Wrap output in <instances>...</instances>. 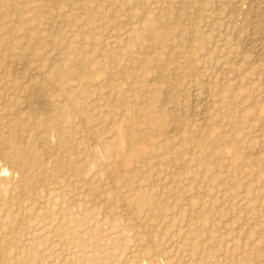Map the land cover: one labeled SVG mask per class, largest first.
Here are the masks:
<instances>
[{"label":"rangeland","instance_id":"obj_1","mask_svg":"<svg viewBox=\"0 0 264 264\" xmlns=\"http://www.w3.org/2000/svg\"><path fill=\"white\" fill-rule=\"evenodd\" d=\"M0 95V264H264V0H0Z\"/></svg>","mask_w":264,"mask_h":264},{"label":"bare ground","instance_id":"obj_2","mask_svg":"<svg viewBox=\"0 0 264 264\" xmlns=\"http://www.w3.org/2000/svg\"><path fill=\"white\" fill-rule=\"evenodd\" d=\"M17 66H19V65H17ZM17 66H16V68H17ZM21 69H19V70H21ZM19 72H21V71H19ZM5 86L6 87H4L2 90H4L6 88V90H4V91L9 92L11 87H9L7 85H5ZM23 89H25V88L22 87V90ZM25 90H28V89H25ZM25 90H23V94H24L23 98H22V93H21V99H22L21 101H23V103L21 102L20 106H23L24 101H25V107H24L25 109L24 110L28 111L29 113H35L36 111L33 112L34 106L32 107V99H31L32 96H29V94L24 93ZM55 92H57V90ZM44 96H46V95H44ZM3 97L4 96L0 95V99H3ZM35 100H36V98H35ZM42 100L40 99V101H42ZM37 101H38V98H37ZM47 101H48V99H47ZM41 104L43 105L42 106L43 112H45L46 114L50 113L51 109H49L47 107L48 106L47 102L44 100L41 102ZM37 109L38 108H36V110ZM4 111L7 112V116H8L9 111L6 109H4ZM40 112H38V113H40ZM36 134L40 135L42 140L49 141V136L47 134H45V133H36ZM54 134L59 135V133H54ZM24 137H25L24 133H0V141L4 140L3 143L6 145L5 148L13 149L15 155L18 156V159L11 160L10 163L13 165V167L16 169V171H18V172L22 171L23 173L26 172L28 174L27 178L19 181L18 184H16V186H17L16 190H19L21 192V195H22V197L19 199V202H21V203H23L24 201L32 202V203H34L33 205H35V209H37L40 207L41 204H47V201L51 197V195H55V196L58 195L59 187L57 185L60 182H62L64 184H66L67 182L61 176L58 177V176H56L50 172V169L48 167H46L42 163V161L39 160L38 155L35 152H33L34 150H31L34 147L33 143L32 142L26 143ZM61 137H63V139L66 140L65 139L66 136L63 133L61 134ZM56 164H57L56 167L58 169L57 172H63L67 168L65 164L60 162V160H57ZM85 169L86 168L84 166H81L80 170L83 171ZM6 186H7L6 181H4L3 179L0 178V187L6 188ZM9 201L12 202L11 200H9ZM4 202H5V200H4ZM21 203H20V205H21ZM19 208L21 209L22 205Z\"/></svg>","mask_w":264,"mask_h":264}]
</instances>
